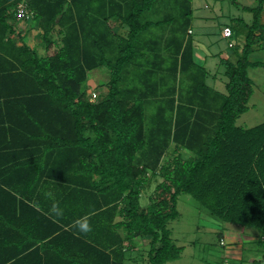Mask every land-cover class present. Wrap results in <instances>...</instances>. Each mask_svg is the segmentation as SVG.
Masks as SVG:
<instances>
[{
    "label": "trees",
    "instance_id": "obj_1",
    "mask_svg": "<svg viewBox=\"0 0 264 264\" xmlns=\"http://www.w3.org/2000/svg\"><path fill=\"white\" fill-rule=\"evenodd\" d=\"M243 8L252 21L229 25L244 44L220 60L221 92L196 58L191 0H0V264H136L145 238L146 264H167L183 251L168 228L183 194L258 233L264 264V121L236 125L248 70L264 65L250 61L264 0ZM101 69L108 80L90 84ZM148 175L161 180L141 207Z\"/></svg>",
    "mask_w": 264,
    "mask_h": 264
},
{
    "label": "rangeland",
    "instance_id": "obj_2",
    "mask_svg": "<svg viewBox=\"0 0 264 264\" xmlns=\"http://www.w3.org/2000/svg\"><path fill=\"white\" fill-rule=\"evenodd\" d=\"M191 4L193 14L190 28L191 37L195 41L197 61L209 71L207 84L222 92L227 79L224 75L225 68L220 64V60H234V49L228 45L232 44L238 51L244 44L245 33L243 28L240 32L232 30V37L225 39L222 37V30L229 25H232V28H240L238 24L241 22L237 19H242L245 23L250 24L252 14L243 7H254L256 0H236V4H233L231 0H191ZM261 23H264V11L261 14ZM18 28L22 33L31 31L28 32L26 39L29 45L40 42L39 33L34 25L29 29V24L19 22ZM117 31L122 33L119 28ZM53 37L55 38V35ZM58 39L55 38V40ZM263 45L264 41L254 46L255 51L251 55L250 61L264 63V49H261ZM39 53H44L42 48H39ZM248 75L253 81V95L248 102V111L236 122L237 126L243 128H251L264 121V65L249 68ZM89 78L90 84L93 85H99L101 81L108 80L105 69L91 73ZM90 89L92 88H88L87 93L91 95V100L101 98L105 91L102 88ZM182 155L184 158L190 156L187 152H183ZM148 176L149 185L142 192L141 207L148 205V195L153 192L155 184L161 180L159 176ZM177 210L179 217L169 222L168 228L171 230V238L174 243L183 247V251L178 259L167 264H260L253 262V260L260 259L253 244L258 236L255 235L254 230L233 226L211 218L187 194L179 196ZM218 233L222 236L220 241ZM148 242L149 239L145 238L136 243V253L132 255L139 262L136 264H146ZM141 254L142 257H140Z\"/></svg>",
    "mask_w": 264,
    "mask_h": 264
},
{
    "label": "built area",
    "instance_id": "obj_3",
    "mask_svg": "<svg viewBox=\"0 0 264 264\" xmlns=\"http://www.w3.org/2000/svg\"><path fill=\"white\" fill-rule=\"evenodd\" d=\"M17 13H18V17L23 19H29L31 18V14H29L26 10H25V6L20 3L18 4L17 6ZM222 37L225 38V39H230L232 37V30L230 27L226 26L223 28L222 30ZM229 47H232L233 45L232 44H229L228 45Z\"/></svg>",
    "mask_w": 264,
    "mask_h": 264
},
{
    "label": "clouds",
    "instance_id": "obj_4",
    "mask_svg": "<svg viewBox=\"0 0 264 264\" xmlns=\"http://www.w3.org/2000/svg\"><path fill=\"white\" fill-rule=\"evenodd\" d=\"M75 223L82 232H87L90 230V225L88 224L86 218H81L77 220Z\"/></svg>",
    "mask_w": 264,
    "mask_h": 264
},
{
    "label": "crops",
    "instance_id": "obj_5",
    "mask_svg": "<svg viewBox=\"0 0 264 264\" xmlns=\"http://www.w3.org/2000/svg\"><path fill=\"white\" fill-rule=\"evenodd\" d=\"M23 22V21H22ZM24 23H26V22H24ZM32 23V25H34L35 27L37 26V22L36 21H33V22H31ZM36 29H37V27H36ZM31 32V31H30ZM37 32L39 33V31H38V29H37ZM30 34V33H29ZM28 37V36H27ZM257 50H260V49H257Z\"/></svg>",
    "mask_w": 264,
    "mask_h": 264
}]
</instances>
